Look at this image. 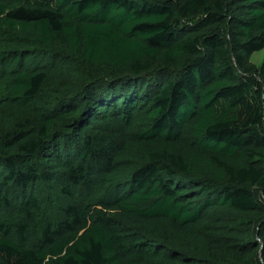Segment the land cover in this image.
Segmentation results:
<instances>
[{"label":"trees","instance_id":"16d2710c","mask_svg":"<svg viewBox=\"0 0 264 264\" xmlns=\"http://www.w3.org/2000/svg\"><path fill=\"white\" fill-rule=\"evenodd\" d=\"M264 0H0V264H264Z\"/></svg>","mask_w":264,"mask_h":264},{"label":"rangeland","instance_id":"374dc122","mask_svg":"<svg viewBox=\"0 0 264 264\" xmlns=\"http://www.w3.org/2000/svg\"><path fill=\"white\" fill-rule=\"evenodd\" d=\"M264 60V49L255 52L252 56H251V61L256 64L259 65L261 64V62Z\"/></svg>","mask_w":264,"mask_h":264}]
</instances>
